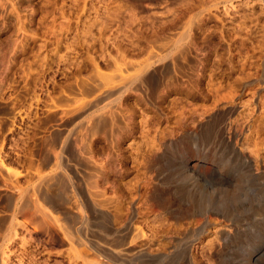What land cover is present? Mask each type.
<instances>
[{"label":"rangeland","instance_id":"obj_1","mask_svg":"<svg viewBox=\"0 0 264 264\" xmlns=\"http://www.w3.org/2000/svg\"><path fill=\"white\" fill-rule=\"evenodd\" d=\"M4 196L0 264H264V0H0Z\"/></svg>","mask_w":264,"mask_h":264},{"label":"bare ground","instance_id":"obj_2","mask_svg":"<svg viewBox=\"0 0 264 264\" xmlns=\"http://www.w3.org/2000/svg\"><path fill=\"white\" fill-rule=\"evenodd\" d=\"M62 137V136H61ZM56 138V137H55ZM45 158V157H44ZM43 158V159H44ZM47 160V159H46ZM44 162H45V160H44ZM46 162H48V161H46ZM45 162V163H46ZM48 165V164H47ZM56 178V177H55ZM66 181V180H65ZM61 185V184H60ZM64 185V184H63ZM63 185H61V186H63ZM39 188V187H38ZM43 189V188H42ZM36 191V190H35ZM51 191V190H50ZM37 194H39V193H37ZM53 194V193H52ZM56 194V193H55ZM5 197V196H4ZM3 197V198H4ZM41 197H42V199H43V201L45 202V204H47V205H49L50 207H55L56 205V200H55V198L53 197V196H51V194L49 193V191L48 190H42V195H41ZM4 204L3 205H5L6 207H12L13 206V212L12 213H14V214H12V216L10 217V218H7L8 216H6L5 218H1V220H0V232L1 231H3V232H7V233H9V235H10V238L11 237H17V233H16V227L17 226H21V227H23L24 226V223L25 222H23L22 224L21 223H14V216L16 215V214H23L24 216L26 215L25 213L27 212V211H25V208L24 207H22V206H17L16 205V203H13L14 201H13V199L11 200V198L10 197H8V196H6L4 199ZM2 200V201H3ZM62 200V199H61ZM29 203V202H28ZM60 203V202H59ZM58 202H57V205L59 206L60 204H59ZM96 205V204H95ZM4 206V207H5ZM25 206V205H24ZM28 206H30V204L28 205ZM32 206V205H31ZM5 207V208H6ZM36 207H38L37 205H36ZM4 208V209H5ZM28 209H29V207H27ZM55 208H58V209H60L61 208V206H60V208L59 207H55ZM7 210L9 209V208H6ZM36 209V208H35ZM62 209V208H61ZM10 211V210H9ZM30 211V210H29ZM41 211V210H40ZM36 212V211H35ZM37 212H39V211H37ZM90 212V211H89ZM27 213H29V212H27ZM42 213V212H41ZM67 213H68V211H67ZM66 213V215H65V213H63L64 215H65V219L67 220V222H69V223H71V222H73L72 221V219L74 220V217L73 218H71L70 216H69V213L67 214ZM179 213V212H178ZM38 214V213H37ZM90 214V213H89ZM92 214V213H91ZM90 214V215H91ZM27 215H30V213L29 214H27ZM31 215H33V213L31 214ZM73 215V214H72ZM71 215V216H72ZM76 215V214H75ZM89 215V216H90ZM94 215V214H93ZM49 216V215H48ZM103 216H104V214H103ZM103 216L101 217V218H103ZM30 217V216H29ZM45 217V216H44ZM64 217V216H63ZM95 217V216H94ZM27 218H28V216H27ZM35 218L37 219V217L35 216ZM34 218V219H35ZM40 218V217H39ZM107 218V217H106ZM29 219V218H28ZM44 220H43V222L45 223V224H49V222L47 223V219H45V218H43ZM95 219H97V218H95ZM26 220V219H25ZM41 220V219H40ZM40 220H39V222H40ZM49 220V219H48ZM107 220H109V219H107ZM50 221V220H49ZM53 221V220H52ZM77 220H76V218H75V222H76ZM39 222H38V224H39ZM110 222V221H109ZM106 223V222H105ZM55 224V223H54ZM65 224V223H64ZM40 225H41V222H40ZM51 225V224H50ZM100 225V224H99ZM103 225V224H102ZM105 225V224H104ZM109 225H110V223H109ZM198 225H199V227L197 228V231H198V233H203V229L205 228V227H207V222L206 221H198ZM42 226V225H41ZM44 226V225H43ZM90 226V225H89ZM98 226V225H97ZM51 227H52V225H51ZM50 227V228H51ZM218 227H219V223H218ZM40 228V227H39ZM45 228V227H44ZM49 228V229H50ZM99 228H101V231L106 235V236H108V235H110L111 234V229L109 228V227H99ZM54 229V228H53ZM115 231V230H114ZM178 230H176V232H177ZM49 232V231H48ZM51 232H52V230H51ZM175 232V231H174ZM181 232H183V231H181ZM229 232V231H228ZM2 233V232H1ZM57 233V232H56ZM92 233V232H91ZM112 233H113V231H112ZM214 233H215V236H220V237H222L225 233H226V231H225V229H223V227H220V228H218V229H215V231H214ZM19 234V233H18ZM96 234V233H95ZM181 236H182V234L181 233H179ZM183 234H185V232L183 233ZM99 235V234H98ZM104 235V236H105ZM92 236H95L94 234H92ZM100 236V235H99ZM93 238V237H92ZM118 238H120V236L118 237ZM122 238V237H121ZM126 238V237H125ZM102 239V238H101ZM104 239V238H103ZM123 239V238H122ZM119 240V239H114V242L113 243H111L110 241H105V244H108V245H111L112 247L114 246V247H121L122 245H123V243H124V241L123 240ZM127 239V238H126ZM125 239V240H126ZM18 240V239H17ZM20 240V239H19ZM99 240H100V237H99ZM104 240H106V239H104ZM9 241H11V240H9ZM101 241V240H100ZM103 241V240H102ZM182 241V240H181ZM127 242V241H126ZM170 242V241H169ZM172 243L174 242V241H171ZM26 243H28V241H23V247H24V245L26 244ZM171 243V244H172ZM22 244V243H21ZM213 243H211V245H212ZM173 245V244H172ZM209 245V244H208ZM207 245V246H208ZM171 246V245H170ZM21 247V246H20ZM26 247V246H25ZM204 247V246H203ZM206 247V246H205ZM167 248H169V247H167ZM190 248V247H189ZM207 248V247H206ZM20 249V248H19ZM23 249V248H22ZM174 249V248H173ZM29 250V249H28ZM160 250H161V248H160ZM160 250H159V252H160ZM163 250V249H162ZM161 250V251H162ZM169 250V249H168ZM202 250L203 251H200L201 253H200V255L202 254V256H201V258L202 257H204L205 258V260L206 261H210V260H214V259H217V260H219V258L217 257V255H214L212 252H211V250H209V251H205V248H202ZM105 251V250H104ZM158 251V250H157ZM31 252H32V250H31ZM25 253V252H24ZM179 253V252H178ZM31 254V253H30ZM142 254V253H141ZM163 254V253H162ZM167 254V253H166ZM21 255V254H20ZM26 255V254H25ZM107 256H108V252H107V254H106ZM146 255H148V254H146ZM169 256L171 255V254H168ZM189 255L190 254H188V249H185V250H183V254H182V259L185 261V262H188L189 260H190V257H189ZM22 256V255H21ZM24 256V255H23ZM27 256V255H26ZM32 256V255H31ZM35 256V255H34ZM34 256L33 257H30V255H29V257L30 258H34ZM109 256H111V255H109ZM114 256V255H113ZM112 256V257H113ZM125 256H126V254H125ZM142 257H144L143 255H141ZM140 256V257H141ZM157 256V255H156ZM159 256H161V255H159ZM180 256V255H179ZM28 257V258H29ZM139 257V256H138ZM147 257V256H146ZM192 257V256H191ZM217 257V258H216ZM221 257V256H220ZM29 258V259H30ZM37 258H38V256H37ZM117 258V257H116ZM7 259V258H6ZM24 259V258H23ZM115 259V258H114ZM118 259V258H117ZM155 259V258H154ZM161 259V258H160ZM32 261H33V259H31ZM119 260V259H118ZM193 260H194V258H193ZM21 261V260H20ZM122 261V260H121ZM137 261V260H136ZM28 262V261H27ZM31 262V261H30ZM39 262V261H38ZM37 262V263H38ZM127 261H125V263H126ZM152 262V261H151ZM154 262V261H153ZM171 262H173V261H171ZM37 263H35V264H37ZM58 263V262H57ZM128 263V262H127ZM126 263V264H127ZM175 263V262H174ZM6 264V263H5ZM34 264V263H33ZM43 264H44V262H43ZM55 264H56V262H55ZM200 264V263H199Z\"/></svg>","mask_w":264,"mask_h":264}]
</instances>
